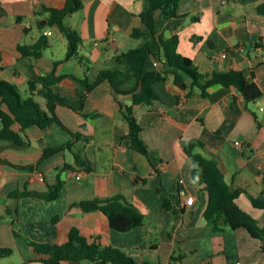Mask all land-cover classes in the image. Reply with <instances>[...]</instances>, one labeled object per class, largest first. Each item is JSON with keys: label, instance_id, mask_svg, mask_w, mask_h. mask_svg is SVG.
<instances>
[{"label": "crops", "instance_id": "0c3cea01", "mask_svg": "<svg viewBox=\"0 0 264 264\" xmlns=\"http://www.w3.org/2000/svg\"><path fill=\"white\" fill-rule=\"evenodd\" d=\"M263 3L181 0L178 17L164 19L156 12L151 35L140 17L143 0H84L83 9L65 19V24L81 35L83 49L80 47L77 57L64 61L68 42L62 33L64 50H50L55 46L50 38L60 29L48 25L47 10L63 8L65 0H0V79L13 83L45 110L49 101L60 100L55 111L65 126L53 123L23 132L19 124L13 126L28 145L20 147L23 150L15 156L0 155V160L34 167L0 163V218L7 215L11 222V226L0 225V248L10 250L6 256L18 251L22 264H45L34 261L28 242L62 244L69 231L77 228L91 241L123 251L135 264H264L262 242L245 228L207 223L208 193L185 151L187 145L202 142L196 151L218 164L232 189L245 190L238 203L264 222L263 211L250 200V195L264 200V15L257 11ZM34 26L40 34L31 36ZM136 29L146 34L134 36ZM42 36L47 38V46L41 45ZM174 37L178 38L177 52L192 59L202 73L241 71L257 84L262 97L247 102L237 88L220 84L207 90L208 97L202 96L199 88L181 89L174 82L177 69L156 58L158 54L164 57L161 40ZM145 43L154 53L145 72L159 71L165 77L154 84L157 101L135 105L131 94L116 96L109 81L97 85L83 99L85 80L93 82L106 69L129 70L117 63L116 55ZM21 47L40 48L42 55H24ZM216 51L229 55L216 59ZM59 61L64 62L56 67ZM33 76L45 78L34 93L29 87ZM186 83H191L187 77ZM136 85L131 76L121 88L129 90ZM121 104L133 106L147 153L132 148L126 139L129 124ZM73 134L81 137L75 139L72 149L40 162L46 149L66 145L74 140ZM10 147L0 141V150ZM76 153L84 155L93 169L76 166ZM58 181L63 182V188L55 200L30 194L11 196L15 191L46 192ZM117 196L143 214L141 226L118 232L103 212H84L80 206L83 201ZM190 196L196 197L193 205L187 204ZM165 200L171 207L165 206Z\"/></svg>", "mask_w": 264, "mask_h": 264}, {"label": "trees", "instance_id": "16d2710c", "mask_svg": "<svg viewBox=\"0 0 264 264\" xmlns=\"http://www.w3.org/2000/svg\"><path fill=\"white\" fill-rule=\"evenodd\" d=\"M144 10L140 17L147 27L151 35L155 29V14L160 11L162 18L171 19L178 17V5L181 0H143ZM84 7V0H65L63 8H50V19L48 25H57L68 42V52L64 61H68L73 57H77L83 39L79 32L74 28L65 24V19L73 14L78 13ZM257 11L264 15V3L261 4ZM1 17V14H0ZM41 29L44 28L39 24ZM142 29H136L134 36L145 35ZM42 46L48 45V40L42 36ZM164 49V57L157 55L159 61L164 62L177 69L175 73V84L181 89L188 87L199 88L201 95L208 97V89L213 85H223L227 88L235 87L244 96L247 102H254L262 97L261 89L254 82H250L241 71L231 70L228 72H212L210 74L202 73L195 65L192 59L185 57L177 52L178 38L174 37L169 40H161ZM24 55H33L40 57L42 52L40 48L21 47ZM152 48L149 43L132 49L128 52H122L116 55L115 60L119 64H125L129 70L122 71L119 69L102 70L93 82L85 80L86 92L83 99L86 98L88 92L104 81H109L114 89V94L133 95V103L152 105L159 99V95L154 89V84L165 80L164 74L159 71L145 72L146 62L150 55H153ZM156 55V54H155ZM59 61L58 64L64 62ZM55 72H52L54 74ZM131 76L136 78L137 85L132 89L121 88ZM186 77L191 80L190 85L186 83ZM45 81L44 77L33 76L29 80V87L32 93L35 92L39 83ZM60 100L49 101L47 109H43L41 105L32 97L25 98L20 90L11 82L0 79V141H6L17 147H24L28 142L20 132L14 130L15 124L20 125L21 132L30 127H39L45 129L53 123H58L65 127L58 117L55 107ZM122 105L124 117L129 124V132L126 139L130 141L131 147L142 153L148 152V147L141 138L142 125L136 118L133 106ZM74 140L66 145L58 148L46 149L40 159L44 161L50 155L64 149H72L75 139L81 137L79 134H73ZM204 145L202 142L192 143L186 146L185 151L190 158L195 169L199 173L204 189L208 193L207 208L204 217L207 223L217 226L223 222L233 229L245 228L254 238L262 242V251L264 255V222L260 223L256 218L248 214L238 203L239 197L246 193L245 190H234L226 181L223 171L218 164L196 151V146ZM76 166L81 167L85 171L93 169L91 162L84 156L75 154ZM6 162L17 168H30L34 166H19L11 162L0 160V163ZM74 170V167H70ZM63 182L58 181L50 186L46 192H30L15 191L12 197H20L23 195H34L36 197L47 200H55L59 198ZM250 200L254 207L261 209L264 213V200L257 199L250 195ZM165 206L171 207L168 200H165ZM80 206L84 212L101 211L109 219L113 229L118 232H128L143 224V214L129 203L123 196H117L106 201L98 199L83 201ZM12 224H15L12 222ZM29 249L35 254L34 261L45 264H60L63 261H91L100 264H135L133 258L123 251L113 247H103L97 241H91L81 234L79 229L72 228L68 233V238L64 243H42L37 241L28 242ZM4 255L10 253L9 249H2Z\"/></svg>", "mask_w": 264, "mask_h": 264}, {"label": "rangeland", "instance_id": "374dc122", "mask_svg": "<svg viewBox=\"0 0 264 264\" xmlns=\"http://www.w3.org/2000/svg\"><path fill=\"white\" fill-rule=\"evenodd\" d=\"M66 23H69V22L66 21ZM37 34L39 35L40 32L37 30V26H34V32L31 33V36H33V35L36 36ZM61 34H62V32L60 30H56L55 36L50 38L55 43L54 48L50 49V50H64V48H63V35H61ZM39 40L41 41L42 39L39 38ZM82 49H83V44L81 45V50ZM22 95L25 98L28 97L24 94V92H22ZM19 150H23V149L20 147L12 145V147H10L9 150L8 149L7 150H0V155L1 156H3V155L15 156L18 152H20ZM7 219H9L7 217V215H4V217L0 218V225L2 227L5 225L11 226V222H9L10 219L8 221H7ZM15 227H17L16 224H15ZM0 264H22V260H21L19 252L17 251L15 253V255L6 256L2 253V248H0Z\"/></svg>", "mask_w": 264, "mask_h": 264}, {"label": "built area", "instance_id": "2783aa9c", "mask_svg": "<svg viewBox=\"0 0 264 264\" xmlns=\"http://www.w3.org/2000/svg\"><path fill=\"white\" fill-rule=\"evenodd\" d=\"M27 25L29 26V22L27 23ZM47 34H48V35H51L52 32H51V31H48ZM114 42L116 43L117 40L114 39ZM96 45H99V42H96ZM228 55H229V54H228L227 51H216V52H215V57H216V59L227 58ZM261 111H264V107H261ZM237 144L239 145L240 142H237ZM39 180L42 181V182H44V181H45V178H44L42 175H40V176H39ZM195 200H196V197H195V196H190V197H188L187 204H188V205H193L194 202H195ZM162 264H168V262H164V263H162ZM236 264H242V262L239 261V262H236Z\"/></svg>", "mask_w": 264, "mask_h": 264}]
</instances>
